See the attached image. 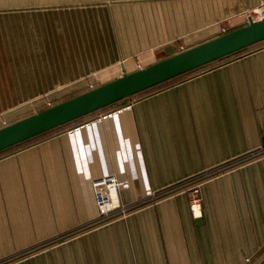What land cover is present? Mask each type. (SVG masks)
Returning <instances> with one entry per match:
<instances>
[{"label":"crops","instance_id":"0c3cea01","mask_svg":"<svg viewBox=\"0 0 264 264\" xmlns=\"http://www.w3.org/2000/svg\"><path fill=\"white\" fill-rule=\"evenodd\" d=\"M261 5L0 0V129L246 26ZM197 72L0 158V263L84 227L11 264H264V43ZM219 167L200 218L185 194L150 198ZM108 176L129 183L122 205L143 203L90 225L91 181Z\"/></svg>","mask_w":264,"mask_h":264},{"label":"water","instance_id":"95a60500","mask_svg":"<svg viewBox=\"0 0 264 264\" xmlns=\"http://www.w3.org/2000/svg\"><path fill=\"white\" fill-rule=\"evenodd\" d=\"M264 43V19L182 51L0 129V153L244 49Z\"/></svg>","mask_w":264,"mask_h":264},{"label":"rangeland","instance_id":"374dc122","mask_svg":"<svg viewBox=\"0 0 264 264\" xmlns=\"http://www.w3.org/2000/svg\"><path fill=\"white\" fill-rule=\"evenodd\" d=\"M140 68V67H139ZM209 68H211V67H209ZM197 73H199V72H197ZM196 74V73H195ZM123 75V73L120 75V77ZM193 75V74H192ZM89 90L88 91H90V90H93L92 89V87H91V85H89ZM87 91V92H88ZM86 93V92H85ZM83 94V93H82ZM81 95V94H80ZM78 96V95H77ZM74 97H76V96H74ZM67 98H73V97H61V98H53V99H51L49 102L50 103H47L46 105H45V108L44 109H47V108H49V107H51V106H54V105H56V104H59L60 102H63V100L65 101ZM44 109H42V110H44ZM42 110H40V111H42ZM40 111H38V112H40ZM35 112V111H34ZM37 111H36V113H38ZM109 112V111H108ZM107 112V113H108ZM36 113H33L32 115H34V114H36ZM25 114H30V112L29 113H25ZM103 115H105V114H103ZM31 116V115H30ZM102 113H96V114H93L92 116H90V117H92V118H90L89 117V119L91 120V121H89V122H87V123H83V124H80L81 126L82 125H84V126H86V125H88V124H90L91 122H93V121H97V120H100V119H104L105 117H108V116H110V115H108V116H102ZM88 119V120H89ZM87 121V120H86ZM80 125H78V126H76V127H73V128H65L63 131H61V132H55L53 135H51V136H55V135H58V134H62V133H64V132H67L68 133V131H70V130H73V129H76V128H78V127H80ZM6 127V126H5ZM68 130V131H67ZM50 136V137H51ZM25 145V144H24ZM21 146H23V145H21ZM31 146V145H30ZM27 147H29V146H27ZM24 148H26V147H24ZM21 149V148H20ZM12 152H14V151H12V149L10 150V151H8V152H6V155H8V154H10V153H12ZM8 153V154H7ZM5 154V153H4ZM3 154V156H0V158H2V157H5L6 155H4ZM86 163H85V166L86 167H88V161H85ZM237 166V165H236ZM235 167V166H234ZM233 167V168H234ZM89 168V167H88ZM232 168V169H233ZM231 168H227V169H221L220 167L219 168H215V169H212V170H210V171H206V172H204L203 174H200V175H196V176H194L193 178H190V179H188V180H186L185 181V183H181V184H175V185H172L170 188H166V189H164L163 191H160V192H158V193H154V194H152L151 195V197L150 198H153L154 200H156V199H158V198H163V197H167V196H170V195H175V194H185V195H187V197H188V201H189V206H190V202H191V200H192V195H191V192H192V190L194 189V188H196V189H198V191H199V195H198V199L197 200H199V204H200V213H201V198H200V188H201V186L207 181V180H209V179H211V178H213V177H215V176H217V174H219V173H222V172H225L226 170H230ZM93 180L91 181V189H92V184H93ZM183 185V186H182ZM92 191V197H93V189L91 190ZM163 196V197H162ZM149 197V196H148ZM143 200H136V201H133L130 205H127V206H125L126 208H127V211H128V213L126 214V215H128V214H130L131 212H133V211H136L137 209H138V206L140 205V203L142 204L143 202H142ZM94 207V208H93ZM93 207H92V210H90V211H86V216H87V218H92V219H94V221H96V218H97V216H96V214H95V211H94V209H95V205H94V201H93ZM189 210H190V207H189ZM190 213H191V215H192V217L194 218V219H197V218H200V217H194L193 216V214H192V212L190 211ZM99 225H101V224H97V225H95V226H99ZM80 229V228H79ZM79 229H76V230H72V231H69L68 233H66V234H64L63 236H61V237H58V236H56V237H54V239H50V240H48V241H46V242H44V243H38V245L36 244V245H34L33 247H30V249H28L27 250V252H21V253H18V254H16V256L15 257H12V258H9V259H6L5 261H2V263H0V264H11V263H15V262H17V261H20V260H22V259H24V258H26V256L25 255H32V254H35L36 252H38V251H40V250H44V249H47V248H50V247H52V246H54V245H56L57 243H59L60 242V240H63V239H66L68 236L70 237V236H72V235H74V233L76 234V232L79 230ZM77 233H79V232H77ZM59 240V241H58Z\"/></svg>","mask_w":264,"mask_h":264},{"label":"built area","instance_id":"2783aa9c","mask_svg":"<svg viewBox=\"0 0 264 264\" xmlns=\"http://www.w3.org/2000/svg\"><path fill=\"white\" fill-rule=\"evenodd\" d=\"M248 19L260 21L264 19V5H261L253 13L248 14ZM139 68V66H138ZM124 74V73H123ZM93 201L96 210V221L104 224L106 221L125 216L127 208L120 202L119 194L129 189V183L122 181L115 176L102 177L94 180L92 184ZM190 211L194 217H200V204L198 199L199 191L194 188L191 192Z\"/></svg>","mask_w":264,"mask_h":264},{"label":"trees","instance_id":"16d2710c","mask_svg":"<svg viewBox=\"0 0 264 264\" xmlns=\"http://www.w3.org/2000/svg\"><path fill=\"white\" fill-rule=\"evenodd\" d=\"M260 44H262V43H260ZM260 44H257V45H255V46L250 47V48H247V49H244V50H242V51H239V52H237V53H235V54H232V55H230V56H228V57H225V58L220 59V60H218V61H216V62H213V63H211V64H208V65H206V66H204V67H201V68H199V69H197V70H194V71H192V72H190V73H187V74L181 75V76H179V77H176V78H174V79H172V80H170V81H167V82H165V83H163V84H160V85L155 86V87H153V88H151V89H148V90H146V91H143V92H141V93H139V94H137V95H135V96H132V97H141V96H144V95H148V94H150V93H152V92H154V91H156V90H159V89L165 88V87H167V86H170V85H172V84H174V83H177V82L183 81L185 78H187L188 76H190V75L196 73L197 71H200V70L205 69V68H208V67H213L214 65L220 63L221 61H223V60H225V59H228V58H231V57H234V56L236 57V56H238L239 54H241L242 52L247 51V50H250V49H252V48H254V47H256V46H258V45H260ZM132 97H131V98H132ZM73 98H74V97H73ZM69 99H71V98H67L65 101H67V100H69ZM63 102H64V100H63ZM121 102H122V101H121ZM121 102H119V103H117V104H114V105H112V106H109V107H107V108L101 109V110H99V111H97V112H95V113H93V114H96V113H98V114H99V113H106V112L112 110L113 108L118 107L119 104H121ZM60 103H61V102H60ZM56 105H57V104H56ZM42 111H43V110H42ZM40 112H41V111H40ZM93 114H90V115H88V116H86V117H83V118H80V119H78V120H75V121H73V122H70V123H68V124H66V125H63V126H61V127H58V128H56V129H53V130H51V131H49V132H47V133H45V134H42V135L37 136V137H35V138H33V139H30V140H28V141H26V142H23V143L18 144V145L14 146V147H11V148H9V149H7V150L1 152V153H0V156H3L4 153H5L4 155H6V152L10 151L11 149H12V151H16V150H18V149H20V148H24V147H27V146H30V145L36 144V143H38V142H40V141H43V140L49 138V137H50L51 135H53L55 132H61V131H63L65 128H66V129H67V128H73V127H76V126H78V125H80V124L87 123V122L91 121V120L89 119V117L92 116ZM90 118H92V117H90ZM88 119H89V120H88ZM86 120H87V121H86ZM24 144H25V145H24ZM21 145H23V146H21ZM7 154H8V153H7ZM182 186H183V185H182ZM97 224H99L98 221H94V222L91 223L90 225H97ZM88 226H89V225H88ZM88 226H87L86 228H88ZM83 230H84V227H83L82 229H79L77 232H81V231H83ZM77 232H76V233H77ZM74 234H75V233H74Z\"/></svg>","mask_w":264,"mask_h":264}]
</instances>
